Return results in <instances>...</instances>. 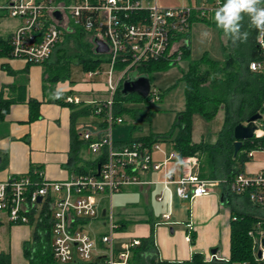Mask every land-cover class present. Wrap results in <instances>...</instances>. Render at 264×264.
<instances>
[{
  "label": "built area",
  "instance_id": "1",
  "mask_svg": "<svg viewBox=\"0 0 264 264\" xmlns=\"http://www.w3.org/2000/svg\"><path fill=\"white\" fill-rule=\"evenodd\" d=\"M223 3L217 0L214 6L184 5L159 6L157 0H2L0 10L6 17H16L21 24L10 35V54L23 57L34 63L50 59L58 46L65 42L67 31L80 26L108 45L104 52L105 62L110 63L107 88L111 96L103 102H94V115L102 116L104 126L90 123L82 129L81 137L95 154L93 168L75 172L64 181L45 178L41 172L13 175L0 180V213L12 224H31L45 218L51 224L52 249L59 263H69L76 258L91 262L97 249V240L81 226L82 219L96 218L101 210L99 196L113 194L132 184H146L145 175L151 170L165 167L167 161L178 157L171 150L163 161L153 159V150L158 142L146 145L141 141L118 142L114 128L124 122L123 116H115L113 98L122 82L131 74L139 75L137 69L153 60L166 59L176 63L182 58V45L187 43V33L194 13L209 14ZM61 12V19L54 12ZM6 12V13H5ZM258 42L264 46V33L259 32ZM95 43V42H94ZM96 45V44H95ZM253 70H264L259 60L250 62ZM101 67L88 71L93 77ZM151 101L160 99L159 92L151 88ZM67 102H81L76 95H67ZM106 111V112H104ZM255 136L264 135V126L257 122ZM252 155V152H250ZM183 173L174 179L166 172L162 181L165 188L177 184L181 198L192 199L207 195L217 187L230 192L249 206L242 212L255 219L248 231L252 239V257L242 261H230L210 256L212 264H264V169L254 173L239 172L230 180L202 177L194 169L199 163L196 155L181 158ZM100 166V169L98 167ZM42 199L39 201V197ZM163 199V195L158 197ZM242 201V202H243ZM169 219L170 214H163ZM237 216H233L236 219ZM109 230L101 236L108 264H129L131 247L139 245V238H132L120 250L115 239L118 224L111 213Z\"/></svg>",
  "mask_w": 264,
  "mask_h": 264
},
{
  "label": "crops",
  "instance_id": "2",
  "mask_svg": "<svg viewBox=\"0 0 264 264\" xmlns=\"http://www.w3.org/2000/svg\"><path fill=\"white\" fill-rule=\"evenodd\" d=\"M215 3L216 0L214 5ZM212 9L209 13L211 23L195 21L190 26L187 33L189 45H191V30L194 24L204 22L209 26H215L213 20L215 7ZM5 19L6 16L0 18V35L12 34L21 24V21L11 24ZM3 20L6 21L4 26ZM249 22V18L245 16L241 29L242 32L248 33V37ZM248 37L247 42L241 40L233 43L220 30L224 57L229 53L226 44H229V51L234 48H247ZM53 56L56 57V50ZM45 64L47 63H34L23 57L0 53V106H3L4 101L11 100L7 112L0 118V180L30 172L37 176L36 172H41L50 180L64 181L74 173L77 165L91 168L95 165V154L89 158L82 155V149L87 147V144L82 139L81 132L84 126L100 123L102 118L97 115L100 119L86 120L88 115H93L90 113L73 119L72 112L77 111L78 108L73 110L65 97L76 95L81 98V102H103L108 99V95L100 96L99 93L102 90L109 92L107 84L93 82L91 85H86L85 89L91 90L89 94L93 98L85 100L77 94L82 86H73L69 82L70 78L54 83L46 79ZM171 64L175 63L171 62ZM32 101H35L33 107H31ZM131 134L141 135L134 134L133 130L128 133L121 126L115 127L113 132L116 140L128 139ZM193 140L196 141L194 138ZM171 150L172 147L163 149L160 146L159 149L153 150V159L163 161ZM250 159L246 161L242 172L254 173L264 169V162ZM194 169L199 173V163ZM166 172H170L174 179L180 178L183 173L182 159L179 156L172 158L167 161L165 167L148 172L145 177L149 182L146 184L128 185L112 195L101 194L98 197L101 206L99 215L96 218L82 219L80 222V226L97 240L93 261L83 262L76 258L69 263L56 264H108L106 245L102 242L101 236L109 230L111 213L118 224L116 250H120L132 238L141 240L153 232L158 257L161 260L182 264L190 260L195 253H201L205 260H209L214 254L213 249H216L215 253L219 257L230 259L233 214L235 211H242L245 201L236 198L230 202L222 187H217L207 195L192 199L181 198L177 193L175 182L165 188L162 181ZM115 194L119 199L116 209L112 202ZM160 195H163L162 200L158 199ZM165 213L170 214L169 219L163 218ZM3 223L4 220L0 217V225ZM13 225H16L13 226L16 233L12 238L13 241L10 242V249L8 251L2 249L0 252H9L12 261L20 264L25 261L23 242L30 239L31 235L26 232L27 227L21 235L22 225ZM23 225H34L35 228L37 223ZM218 243L223 245L219 248Z\"/></svg>",
  "mask_w": 264,
  "mask_h": 264
},
{
  "label": "trees",
  "instance_id": "3",
  "mask_svg": "<svg viewBox=\"0 0 264 264\" xmlns=\"http://www.w3.org/2000/svg\"><path fill=\"white\" fill-rule=\"evenodd\" d=\"M6 13V12H5ZM4 11L0 10V18L4 16ZM195 21H209V14L194 13L191 18V25ZM248 44L247 48H234L225 55L223 59H214L205 51L198 59H191V45H182V58H188V67L182 71L180 81L184 84L185 107L180 111L174 121L170 131L165 133H148L141 135L131 134L128 139H119L118 142L141 141L146 145L155 142L166 141L176 151L180 158L196 155L199 159V174L208 178H226L230 180L237 173L242 172L245 163L253 150L264 149V135L246 139L240 150L235 154L234 128L238 123H246L249 117L257 112L262 113L260 121L264 126V70H253L250 62L259 60L264 63V46L258 42L259 31L248 24ZM10 33L0 35V53L10 54L11 45L9 42ZM66 41L74 42L77 49L76 62L81 63L87 71L100 68L106 61L105 55L95 51L94 38L91 33L80 26H73L71 31L65 33ZM64 43V42H63ZM56 49V59L51 64H45L49 73V80L57 82L69 79L71 76V59L66 55L64 44ZM11 55V54H10ZM46 63V62H43ZM172 65L166 59L153 60L140 66L139 74H146L153 83V72L161 66ZM160 94V99L163 93ZM151 95L147 98L137 93L123 94L122 84L118 87L113 98V112L115 116L130 118L135 120L145 117L149 119V112L143 107H128L125 102L137 100L149 104ZM11 100L3 102L0 106V118L7 112ZM73 110V119L79 115L94 113V103L68 102ZM35 101L31 102V107ZM219 110L224 111L223 124L216 134L214 141L208 142L193 140V117L200 114L206 119H212ZM106 112V111H104ZM102 118V116H100ZM75 121V120H74ZM127 122L124 120L122 125ZM100 125L105 123L100 121ZM116 125L115 127L119 126ZM136 125L133 131L136 129ZM74 150L72 149V152ZM73 159V158H72ZM83 166L77 165L75 171H83ZM35 174V173H34ZM33 174V175H34ZM227 200L233 202L237 196L230 192H225ZM244 207L249 206L248 200H244ZM235 211V209H234ZM232 218L231 231V255L230 261H242L252 257V239L248 234L249 229L255 219L252 215L235 211ZM53 235L51 224L42 218L35 226L30 239L23 242V253L25 261L20 264H56L58 261L53 255L52 249ZM0 264H19L12 261L9 252H0ZM129 264H180L174 261L161 260L158 257L157 246L154 233L142 238L141 243L131 247ZM182 264H212L205 260L201 253H195L190 260Z\"/></svg>",
  "mask_w": 264,
  "mask_h": 264
},
{
  "label": "rangeland",
  "instance_id": "4",
  "mask_svg": "<svg viewBox=\"0 0 264 264\" xmlns=\"http://www.w3.org/2000/svg\"><path fill=\"white\" fill-rule=\"evenodd\" d=\"M2 0H0L1 2ZM154 0H151L153 2ZM197 1V2H196ZM215 0H157L159 6L162 7H178L184 5H201L202 3L207 4L208 7L214 5ZM217 1V0H216ZM196 6V5H195ZM11 24L15 22L21 21L16 17H7L5 19ZM3 20L2 25L6 23ZM12 27V26H10ZM207 32L209 35H203ZM66 40V39H65ZM191 59H198L202 56L205 51H208L209 56L214 59H223V51L221 48V38H220V30L216 28V26H209L204 22H199L193 25L191 30ZM227 40V39H226ZM225 40V42H226ZM247 42V40H246ZM66 49V55L73 61L71 63V76H70V84L73 86H82L81 91H77V94L80 95L85 100H90L93 98L89 93V89H85L86 85H91L93 82H101L102 84H107V79L109 76L110 63L103 62L101 66V72L95 74L93 77L88 76V71L84 69V66L81 63H76L78 60L76 57L77 49L73 45L74 42L65 41L63 43ZM227 51H229V44H226ZM244 47H242L243 49ZM56 57L53 56L46 63L51 64L55 61ZM169 61V60H167ZM170 62V61H169ZM175 62V61H173ZM188 58H181L176 61L175 64L169 66H161L158 69H155L153 74L154 81L152 83V89L157 93H163V97L161 100L151 101L149 104L146 102H140L137 100H131L125 102V105L128 107H143L149 112V119L145 117H141L137 120L130 118V114L126 115L127 122L123 125H119L118 127H123L128 133L132 131L134 126L136 125V129L133 131L134 134H148L151 133H165L170 131L176 117L178 115V111L182 110L185 106V95H184V84L179 80L182 71L186 70L188 67ZM139 73V72H138ZM46 79L49 80V73L46 71ZM54 83V82H53ZM123 83V82H122ZM100 96H111V93L108 91L102 90L99 93ZM224 111L219 110L216 115L212 119H206L204 116L200 114H195L193 117V138L196 141L205 140L208 142L214 141L216 138V134L221 129L223 124ZM86 120H98L100 117L97 115H88ZM163 149H168L171 147L168 142L160 141L158 142ZM87 146V145H86ZM169 152V151H168ZM252 157L250 160L264 162V150H254L252 152ZM82 155L84 157H92L94 153L87 146L82 149ZM119 199L116 198V194L112 198L113 207L116 209L117 201ZM165 208V204H163ZM0 217L4 220V223L0 225V250L8 251L10 249V242L13 241L12 238L16 233V225L9 223L5 214L0 213ZM18 225V224H17ZM22 225L20 226L22 229L20 234L23 235L25 228L27 227L26 232L30 233L32 236L34 231V225ZM15 226V227H13ZM18 233V232H17ZM30 236V238H31ZM28 240V239H26ZM25 241V240H24ZM223 243H218V247L222 246Z\"/></svg>",
  "mask_w": 264,
  "mask_h": 264
},
{
  "label": "clouds",
  "instance_id": "5",
  "mask_svg": "<svg viewBox=\"0 0 264 264\" xmlns=\"http://www.w3.org/2000/svg\"><path fill=\"white\" fill-rule=\"evenodd\" d=\"M247 16L250 25L264 33V0H223L214 12V23L223 35L232 40H246L247 32H242V21ZM203 35H209L205 32Z\"/></svg>",
  "mask_w": 264,
  "mask_h": 264
},
{
  "label": "water",
  "instance_id": "6",
  "mask_svg": "<svg viewBox=\"0 0 264 264\" xmlns=\"http://www.w3.org/2000/svg\"><path fill=\"white\" fill-rule=\"evenodd\" d=\"M54 15L61 19V12L56 10ZM95 51L97 53H104L108 50V45L101 39H95ZM152 88V82L148 75L141 74L136 75L135 73L131 74L126 78L122 83V92L123 94L128 93H137L140 96L147 98L150 94ZM262 113L257 112L249 117L246 123H238L234 128V146L235 154L238 153L241 146L243 145L244 140L252 138L255 134V130L258 128L257 121L262 118ZM100 169V166L98 167ZM42 197H39V201ZM213 252H216V249H213Z\"/></svg>",
  "mask_w": 264,
  "mask_h": 264
}]
</instances>
